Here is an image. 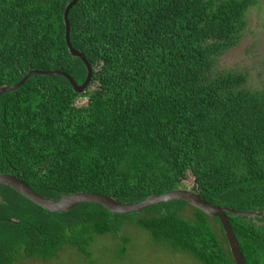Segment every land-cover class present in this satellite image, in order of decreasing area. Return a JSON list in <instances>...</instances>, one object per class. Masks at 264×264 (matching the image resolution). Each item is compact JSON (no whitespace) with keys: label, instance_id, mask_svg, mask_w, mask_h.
<instances>
[{"label":"trees","instance_id":"1","mask_svg":"<svg viewBox=\"0 0 264 264\" xmlns=\"http://www.w3.org/2000/svg\"><path fill=\"white\" fill-rule=\"evenodd\" d=\"M71 1L0 0V87L31 71L85 81L87 69L65 40ZM256 4L78 0L68 13L69 40L92 67V80L78 94L63 76L32 75L0 95V174L22 179L46 199L94 193L121 204L185 189L190 175L191 191L206 202L263 214L264 84L253 89L246 73L218 69L220 57L242 40ZM12 197L48 223L36 236L9 242L13 255L8 249L4 264L49 259L65 246L87 257L96 237L118 238L128 216L154 242L201 264H234L218 219L183 200L131 215L96 203L55 213L0 185V199L11 205ZM186 206L188 219L181 216ZM227 217L245 263L264 264V219ZM28 223L0 214V227Z\"/></svg>","mask_w":264,"mask_h":264},{"label":"rangeland","instance_id":"2","mask_svg":"<svg viewBox=\"0 0 264 264\" xmlns=\"http://www.w3.org/2000/svg\"><path fill=\"white\" fill-rule=\"evenodd\" d=\"M246 16L248 25L242 40L236 47L220 57L218 69L220 71L246 73L248 75L247 87L257 89L264 84V0H257V4L250 7ZM85 102L86 99L80 98L76 103L82 105ZM192 183L190 175L183 180L185 189L191 190ZM9 195L11 196V194ZM11 200L13 201V197ZM17 202L19 200H14L10 205L5 200L0 199V214L12 222L20 223V221L24 222L28 219L32 220V223H28V227L24 226L23 229H21V225H5L3 226L5 234L3 227H0V258L13 246L8 244L9 242L22 237L24 234L38 235V229L46 223L44 215L39 218L35 211L32 212L31 207L22 206L21 203L20 206L22 207H20L19 203L16 205ZM189 208L186 206L182 210L181 216L187 219L191 218L193 215L191 208ZM22 211H24L23 215H21ZM132 217L125 218L126 222H124L118 238L108 234L96 237L89 247V256L87 257L79 253L75 247L65 246L54 257L45 259V261L28 257L30 260L21 259L17 264H201L190 254L173 250L168 243L154 242L149 231L138 228L131 223ZM1 220L7 219L1 218ZM210 223L214 231L218 232V225L212 220ZM4 235L9 236V239H3ZM21 252H24V248Z\"/></svg>","mask_w":264,"mask_h":264},{"label":"water","instance_id":"3","mask_svg":"<svg viewBox=\"0 0 264 264\" xmlns=\"http://www.w3.org/2000/svg\"><path fill=\"white\" fill-rule=\"evenodd\" d=\"M78 0H72L65 8L63 17L65 23V40L67 44V48L72 55V57L80 58L87 69V77L85 81L78 85L72 77L62 71H31L28 72L19 83L14 86H2L0 87V95L6 92H12L19 88L21 85L25 83V81L31 77L32 75H45V76H63L67 78L73 88V90L82 94L88 88L91 80L93 70L88 61L85 59L83 54L78 50L74 49L69 40V32H70V24L68 20V13L70 9L76 4ZM0 185L7 186L21 196L37 205L38 207L55 213H64L72 208L76 207L82 203H96L102 205L108 211L117 215H131L134 213H140L152 206H157L164 203H170L173 201L183 200L187 202L189 205L197 208L201 212H203L206 216L218 219L224 237L227 241L228 248L232 257V261L234 264H246L239 248L238 240L234 234V231L229 223L227 214H232L238 217H246V218H261L264 219V213L260 212H239L233 210L231 208L220 207L212 205L200 196L201 191H191L189 189H176L166 192L162 195L157 196H149L139 202L136 203H126L121 204L114 198L104 195V194H94V193H74L70 195H66L61 197L60 199H46L36 193L27 183H25L22 179L8 175V174H0Z\"/></svg>","mask_w":264,"mask_h":264},{"label":"flooded vegetation","instance_id":"4","mask_svg":"<svg viewBox=\"0 0 264 264\" xmlns=\"http://www.w3.org/2000/svg\"><path fill=\"white\" fill-rule=\"evenodd\" d=\"M8 251H10L12 253V255H13V246ZM8 256L9 255L6 256V253H4L3 257L0 258V264H4V262H2V260L6 259ZM31 258L32 259L37 258V259H41V260L45 261V259H42V258H39V257H36V256L35 257H31ZM27 259L30 260V258H28V257H27ZM20 261H21V259H18V260L14 259L12 262H13V264H14V262H16L15 264H17V262L19 263ZM12 262L10 264H12Z\"/></svg>","mask_w":264,"mask_h":264}]
</instances>
